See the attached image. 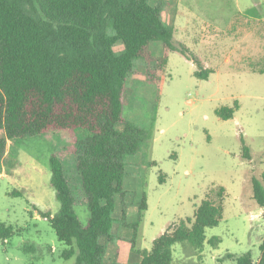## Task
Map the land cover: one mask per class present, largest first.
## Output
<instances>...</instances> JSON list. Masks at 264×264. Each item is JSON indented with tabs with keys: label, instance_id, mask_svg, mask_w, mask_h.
<instances>
[{
	"label": "rangeland",
	"instance_id": "obj_1",
	"mask_svg": "<svg viewBox=\"0 0 264 264\" xmlns=\"http://www.w3.org/2000/svg\"><path fill=\"white\" fill-rule=\"evenodd\" d=\"M194 1L195 11L182 3L181 19L187 29H174L173 41L179 49L169 52L168 62L159 67L136 59L128 78L124 117L151 135L137 154L128 157L124 188L130 191L126 203L117 197V216H123L129 202L145 196L147 209L137 225L135 242L137 249L150 250L170 224L193 218L207 193L222 186L226 189L223 219L206 229L202 249L189 242L176 243L171 264H235L228 253L236 257L249 252L257 261L264 240V208L253 198L252 179L261 180L264 172V73L251 71L247 64L262 51L264 42L255 31L259 24L245 32V38L230 35L226 27L238 11L248 9L249 16L264 23V0ZM172 3L167 19L172 17ZM205 19L216 21L220 32L212 28L213 35H202ZM122 48L121 42L115 45L116 50ZM150 49L156 57L163 55L160 42H153ZM198 63L214 70L208 79L195 76ZM223 106L235 109L232 118L216 114ZM124 127L125 122L117 126ZM86 136L83 130H65L8 141L3 157L6 175L0 173V221L20 231L0 240V264H75V256L61 257L67 246L40 211L55 214L60 208L51 184L50 157L56 154L78 192L75 209L80 221L87 222L89 210L73 145ZM115 238H101L111 246L107 255L111 263L116 258ZM213 238L220 241L213 244Z\"/></svg>",
	"mask_w": 264,
	"mask_h": 264
},
{
	"label": "trees",
	"instance_id": "obj_2",
	"mask_svg": "<svg viewBox=\"0 0 264 264\" xmlns=\"http://www.w3.org/2000/svg\"><path fill=\"white\" fill-rule=\"evenodd\" d=\"M163 0H0V170L7 140L20 141L55 131L83 130L87 136L75 141L76 167L81 177L84 204L89 210L85 224L75 206L78 192L71 185L58 155L50 157L51 184L57 192L60 208L55 214L40 211L48 219L58 239L66 244L61 257H76L75 264H107V246L103 236L112 233L119 195L124 202V181L128 157L141 149L150 131L126 121L127 81L136 59L156 62L163 67L169 52L179 49L174 28L163 20ZM251 9L238 11L228 27L230 35L242 37L255 30L264 42V23L251 19ZM121 42L123 48L116 50ZM160 42L163 55L151 51ZM248 67L264 73V48L250 58ZM195 76L208 79L214 72L198 63ZM235 109L220 107L221 119L234 116ZM125 122L122 130L118 124ZM246 157L249 148L244 147ZM253 198L264 208V172L253 177ZM226 189H212L197 206L194 217L170 224L153 241L150 250L136 248L137 225L147 209L145 196L139 204L135 223L121 222L133 229V249L142 255L139 264H171L173 246L189 242L202 249L206 229L223 219ZM264 217V214H263ZM20 229L0 221V240H9ZM218 238L210 240L219 242ZM260 261L246 253L228 257L235 264H264V240ZM115 264V263H114Z\"/></svg>",
	"mask_w": 264,
	"mask_h": 264
},
{
	"label": "crops",
	"instance_id": "obj_3",
	"mask_svg": "<svg viewBox=\"0 0 264 264\" xmlns=\"http://www.w3.org/2000/svg\"><path fill=\"white\" fill-rule=\"evenodd\" d=\"M159 1L160 0H158L157 2H154V0H151V3L157 4ZM171 1H173L172 10H171L172 11V17L171 18L169 17V19H167L165 17V13L170 12V10H168V9H170L169 5H170ZM184 2L188 4L189 10L195 11L197 9V5H196L194 0H188V2H186V0H163V3H164L163 4V11H162L163 20L165 22H167L169 25H171L175 30L177 29V30L185 31L187 29L186 28L187 22H184V20L181 19V12L182 11L180 8L182 6V3H184ZM199 10L202 11V9H199ZM176 13H179V14H176ZM251 19L253 20L256 18H255V16H252ZM193 22L195 23L196 26H198L197 19H194ZM203 27L204 28L201 30V34L204 36L213 35L214 31L212 30V28L214 30H217V32H220V29H221L220 28L218 30V27H220V26H218V23H216V21H213L212 19H205V21L203 23ZM226 28L228 30V27H226ZM193 34H195L197 36L199 35V33H197V32L193 33ZM246 36L247 35L244 34L240 38H245ZM8 141L9 140H7V143H9ZM0 173H1V175H6V170H5L3 165H2V169L0 170ZM126 190L128 192L125 195V197H126L124 199L125 203L127 201L126 199H128L127 196L129 194L130 188H126ZM140 203H141V201L136 199V201L134 200L133 202H129L127 204L126 221L128 224L135 223L138 220L139 204ZM117 208H118V199L116 198V210L114 213V217L117 220L115 223L116 224L118 223V225L115 226V223H114V226L112 229V233L116 237L115 238L116 240L114 241L115 246H116V255H115L116 258H114V261L112 263L107 261V255L111 249V246H110V247H107V251H106V255H105L104 260L107 264H114V263L115 264H139L142 261L143 257L139 252H137L136 250L133 249V244L130 246V242H131L130 240H132L133 230L129 229L130 228L129 225H124L121 222L122 217L117 216V213H118ZM43 212H49V211H43ZM36 217L40 218L41 216H40V214H36ZM88 218H89V214H85V220L86 221L88 220ZM123 244H124V248L122 247ZM130 248H131V250H130Z\"/></svg>",
	"mask_w": 264,
	"mask_h": 264
},
{
	"label": "water",
	"instance_id": "obj_4",
	"mask_svg": "<svg viewBox=\"0 0 264 264\" xmlns=\"http://www.w3.org/2000/svg\"><path fill=\"white\" fill-rule=\"evenodd\" d=\"M258 261H260V259Z\"/></svg>",
	"mask_w": 264,
	"mask_h": 264
}]
</instances>
